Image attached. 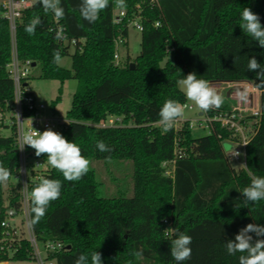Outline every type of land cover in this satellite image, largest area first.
Returning <instances> with one entry per match:
<instances>
[{
    "label": "trees",
    "instance_id": "16d2710c",
    "mask_svg": "<svg viewBox=\"0 0 264 264\" xmlns=\"http://www.w3.org/2000/svg\"><path fill=\"white\" fill-rule=\"evenodd\" d=\"M0 0V13H1ZM142 2L140 51L115 64L113 39L122 33L127 38V19L136 2ZM126 0V18L113 22L114 0L92 24L79 11L81 0H61L65 10L59 23L75 46L62 41L50 31L54 15L45 14L39 0L24 10L15 29V52L19 61L30 60L43 79L61 83L75 79L66 122L57 132L75 142L88 159L130 160L133 164L131 197H102L94 170L76 182L64 180L62 174L47 164L45 178L61 181L60 198L52 201L45 216L36 224L29 214L38 241H61L65 249L50 252L54 264H74L80 254L99 251L103 264H177L170 255L171 239L178 232L192 237L191 259L182 264H239L240 253L229 255L225 243L248 224L264 226V200L243 207L240 193L251 176L264 177V86L256 71H248V60L255 57L264 67V48L240 28L241 13L248 7L264 25V0ZM40 18L35 35L25 26ZM159 21V26L154 22ZM126 44V41L124 45ZM71 57L69 68L53 62V53ZM13 56L9 22L0 15V108L10 109L14 84L8 64ZM134 63L131 68L130 64ZM258 71V70H257ZM195 72L209 82L247 81L258 88L262 118L260 126L245 147V166L235 168L226 159L217 132L195 137L183 122L176 132L166 134L158 125L159 111L167 99L184 104L186 97L178 81ZM29 77H27L26 82ZM59 95L50 108L59 101ZM227 109L222 105L220 109ZM210 113L213 112L209 111ZM121 118L124 125L100 127V118ZM7 126V125H4ZM1 128V125H0ZM0 135V164L14 176L19 153L14 135ZM177 138L181 156L175 159L173 177L164 174L163 161L174 158L173 139ZM111 147L101 152L97 141ZM28 156L34 149L26 147ZM38 182H31L29 194ZM18 195L4 205L0 184V222L7 208L18 206ZM255 239H264L256 237ZM142 251L137 259L133 253ZM11 259H32L28 242H24Z\"/></svg>",
    "mask_w": 264,
    "mask_h": 264
},
{
    "label": "built area",
    "instance_id": "2783aa9c",
    "mask_svg": "<svg viewBox=\"0 0 264 264\" xmlns=\"http://www.w3.org/2000/svg\"><path fill=\"white\" fill-rule=\"evenodd\" d=\"M34 0H2L0 15L6 18L9 22V28L13 43V56L8 64L9 74L14 84V99L11 108H0V124L14 126V135L19 153V166L15 171L14 176L19 180L18 206L9 207L5 211V215L0 222V259L2 257L13 256L21 249L24 242H28L29 252L32 259H36L38 264H54L53 260L47 259L50 252H61L65 249V245L61 241L46 240L38 241L33 233L29 214V185L31 182H39L40 177H44L47 173L48 166L41 162L40 157L35 155L28 156L26 147L21 150L20 137L22 132H28L32 127L43 132L47 129H57L60 125L66 122V118H55L53 115H47V107L44 103L38 102L26 82L29 76L32 63L30 60L19 61L15 52V29L18 19L22 12L30 8ZM157 0H149L152 6L157 4ZM142 2L138 1L135 4V9L132 11V16L127 19L126 26H133L136 30L142 31L141 23ZM126 18L125 9L114 8L113 22L117 25L123 23ZM54 26L50 27V31L56 36L61 32L59 39L70 44L72 47L78 43V39H69L64 32V27L59 23V20L54 18ZM159 21L154 22V26H159ZM126 38L122 33L113 39L114 52L112 61L115 64L120 62L119 49L124 45ZM220 83L227 97L235 100L233 104L227 106L224 110H213L212 113H204L200 110L198 118L192 120L179 119L173 128L176 132L178 127L183 122H188V127L192 130L196 125L207 130L206 134L216 132L217 126L227 131L226 135L217 132V137L222 141L230 143L231 147L225 152L226 159L231 165L245 166V147L256 134L261 118L262 109L260 106L261 91L247 81L234 82H209ZM242 86V89L236 91V86ZM240 93H246V98L242 99ZM224 105V104H223ZM189 109L192 107L189 106ZM51 114H54L51 111ZM95 126H120L124 125L121 118L108 117L100 118ZM174 158L169 161H163L162 167L164 174L173 177L175 159L181 156L178 140L173 139ZM28 158L32 163H28ZM9 200L4 205L7 207ZM41 243V245H40Z\"/></svg>",
    "mask_w": 264,
    "mask_h": 264
},
{
    "label": "clouds",
    "instance_id": "9594fccd",
    "mask_svg": "<svg viewBox=\"0 0 264 264\" xmlns=\"http://www.w3.org/2000/svg\"><path fill=\"white\" fill-rule=\"evenodd\" d=\"M45 14L51 12L57 20L63 19L65 10L61 6V0H39ZM114 6L119 9L127 7L126 0H114ZM109 7V0H81L79 11L81 17L89 24L95 23L100 13ZM41 21L39 17L33 18L25 31L30 36L35 35L37 27ZM243 32L257 41L261 48H264V25L260 22L258 14L250 8L245 7L241 13V23L239 24ZM61 32L57 33L60 38ZM61 55L59 50L53 53V62L59 63ZM248 71H256L259 85L264 86V67L255 57L248 60ZM258 70V71H257ZM178 85L183 91L186 100L195 104L202 112L220 109L224 103V97L214 88L209 81L198 78L195 72L187 74L178 81ZM242 99L246 98V93H240ZM189 107L187 103H180L173 99H167L161 107L158 115V125L163 133L172 130L177 121L184 117L185 110ZM28 146L35 150V155L40 157L42 154L47 156V164L59 171L64 180L76 182L81 180L90 170V160L82 155V150L75 142L68 141L61 133L52 129L39 132L33 127L26 133L22 132L20 137V147L23 150ZM96 147L101 152H111L112 149L102 140L97 141ZM10 169L0 164V184H6L11 178ZM62 184L60 180L40 177L39 182L32 188L29 198L31 201V212L34 214L33 224L38 223L46 214L47 208L52 201L60 198ZM243 196V207L249 203L255 204L264 200V177L251 176V182L240 192ZM264 226L258 224H248L242 228L235 236V240L225 243L226 251L229 255L240 253L239 264H264ZM192 237L184 232H178L175 238L171 239L170 255L177 262L190 260L192 249L190 247ZM133 255L140 259L142 251H136ZM91 264H103L102 255L99 251L90 253ZM74 264H89V255L80 254Z\"/></svg>",
    "mask_w": 264,
    "mask_h": 264
},
{
    "label": "rangeland",
    "instance_id": "374dc122",
    "mask_svg": "<svg viewBox=\"0 0 264 264\" xmlns=\"http://www.w3.org/2000/svg\"><path fill=\"white\" fill-rule=\"evenodd\" d=\"M141 32L136 30L133 26L128 27V35L126 38V44L119 49L120 59L123 61L130 57L134 58L140 51ZM121 61V60H120ZM60 66L69 68L71 65V57L64 56L58 63ZM28 85L33 95L38 102H42L46 105L47 115H53L55 118H65L66 112L71 107L72 95L76 88L77 81L75 79H66L62 83L56 79H43L40 77V71L38 67H33L29 72ZM217 91L224 97V105L230 106L235 102L234 99L227 97L226 89H224L220 83H210ZM61 88V94L59 101L55 104V113L51 114L50 104L59 95V89ZM180 88V86H179ZM181 89V88H180ZM242 89V86H236L234 90L238 91ZM187 104L192 108L185 110L183 119L192 120L198 118L200 109H198L194 103L187 101ZM0 135L8 136L11 134V126H4L0 124ZM57 132V129H52ZM207 130L195 126L192 129V133L195 137L206 134ZM224 151H228L231 147L230 143L226 141L221 142ZM90 168L94 170L95 176L98 182L99 195L102 197H131L133 194V164L130 160H117V159H89ZM28 163H32V160L28 158ZM235 168H239V165H232ZM15 176H11L6 184H3V199L4 203L19 192V183ZM41 245V243H40ZM0 262L4 264H38L36 259H29L26 261H19L11 259L9 257H2Z\"/></svg>",
    "mask_w": 264,
    "mask_h": 264
},
{
    "label": "water",
    "instance_id": "95a60500",
    "mask_svg": "<svg viewBox=\"0 0 264 264\" xmlns=\"http://www.w3.org/2000/svg\"><path fill=\"white\" fill-rule=\"evenodd\" d=\"M32 66H34V63H32ZM130 67L133 68V67H134V63H131V64H130ZM218 92H219V91H218ZM227 95H228V93H227Z\"/></svg>",
    "mask_w": 264,
    "mask_h": 264
},
{
    "label": "crops",
    "instance_id": "0c3cea01",
    "mask_svg": "<svg viewBox=\"0 0 264 264\" xmlns=\"http://www.w3.org/2000/svg\"><path fill=\"white\" fill-rule=\"evenodd\" d=\"M0 264H4L3 262H0Z\"/></svg>",
    "mask_w": 264,
    "mask_h": 264
}]
</instances>
